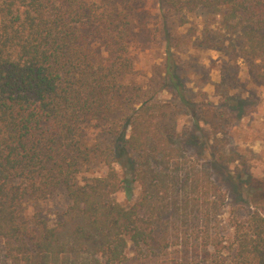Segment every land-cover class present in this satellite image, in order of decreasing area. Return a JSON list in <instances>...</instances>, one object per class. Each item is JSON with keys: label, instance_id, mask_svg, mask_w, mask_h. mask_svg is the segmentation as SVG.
I'll list each match as a JSON object with an SVG mask.
<instances>
[{"label": "trees", "instance_id": "16d2710c", "mask_svg": "<svg viewBox=\"0 0 264 264\" xmlns=\"http://www.w3.org/2000/svg\"><path fill=\"white\" fill-rule=\"evenodd\" d=\"M141 1L0 0V241L8 264H120L127 240L137 248L152 241L162 214L175 210L178 220L196 212L200 227L163 232L166 246L170 236L186 243L184 234L206 233L201 224L222 202L206 170L184 157L175 108L126 92L123 81L135 73L128 10ZM161 2L172 12L221 15L242 40L239 56L264 62V0ZM88 119L111 124L107 155L87 145L81 125ZM192 119L210 127L218 160L231 161L217 137L226 117L212 107ZM99 157L107 173L78 181ZM133 184L140 195L124 206L114 195L132 196ZM60 188L69 205L56 223L24 217V202ZM233 227L236 259L264 264V205Z\"/></svg>", "mask_w": 264, "mask_h": 264}, {"label": "rangeland", "instance_id": "374dc122", "mask_svg": "<svg viewBox=\"0 0 264 264\" xmlns=\"http://www.w3.org/2000/svg\"><path fill=\"white\" fill-rule=\"evenodd\" d=\"M128 14L127 47L135 73L123 81L126 92L134 95L137 90L144 99L175 108V129L184 157L206 170L223 198L215 213L201 224L206 233L197 235L195 229L193 234H180L187 241L175 244L180 240L171 238L174 233L184 231V224L192 225V230L199 221L192 210L191 216L188 213L186 219L176 220L171 209L158 218L152 241L137 248L127 240L126 260L120 264H241L236 259L233 224L246 219L255 205H264V62L242 59V40L222 23L221 15L209 10L172 12L161 0H142L131 6ZM212 107L226 117V123L221 122L225 134L217 137L225 138L223 154L233 162L218 160L210 127L201 122L196 126L192 119L194 113L200 116L201 110L211 112ZM110 126L99 119L82 123L87 145L107 155L106 146L113 137ZM128 134L127 130L126 138ZM112 166L124 176L119 163L112 162ZM106 173L105 161L99 157L77 179ZM139 195L140 188L133 184L132 196L120 192L114 198L130 206ZM68 205L66 191L60 188L45 200H27L22 212L25 218L36 214L53 225ZM164 231L171 235L169 246L163 241ZM203 236L206 241L200 240ZM0 264H8L1 241Z\"/></svg>", "mask_w": 264, "mask_h": 264}]
</instances>
